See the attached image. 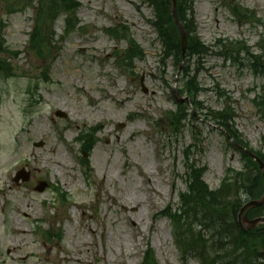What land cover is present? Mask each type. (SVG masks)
<instances>
[{
  "label": "rangeland",
  "instance_id": "1",
  "mask_svg": "<svg viewBox=\"0 0 264 264\" xmlns=\"http://www.w3.org/2000/svg\"><path fill=\"white\" fill-rule=\"evenodd\" d=\"M76 2L75 31L56 19L45 61L30 44L38 0H0V58L12 71L0 73V264H143L148 251L153 264H199L177 251L166 215L187 190V157L211 191L243 169L209 112L229 108L243 142L264 156V0H192L208 53L186 65L198 105L182 96L181 121L171 93L186 77L163 53L146 1ZM127 38L139 51L131 60ZM85 136L88 154L77 142ZM22 168L31 179L15 184Z\"/></svg>",
  "mask_w": 264,
  "mask_h": 264
},
{
  "label": "trees",
  "instance_id": "2",
  "mask_svg": "<svg viewBox=\"0 0 264 264\" xmlns=\"http://www.w3.org/2000/svg\"><path fill=\"white\" fill-rule=\"evenodd\" d=\"M152 10L151 26L157 34L158 42L164 47V54L173 60L176 69H179L182 57L180 50V42L178 32L173 24L169 0H145ZM192 0H177V15L180 22L183 24L188 38L186 49V64L182 68L181 73L186 77V82L179 93L180 96H185L190 99V105L194 110H197L196 94V74L190 76L189 60L196 57L201 58L208 53L207 48L199 43L195 36L194 30V14L192 9ZM76 0H38L36 7L37 24L33 32L30 34L31 50H34L38 57L42 60H47L50 53L53 51L54 33L51 26L56 19L62 15L63 22L67 32H74L77 25L75 14L77 12ZM55 14V16H51ZM73 27V28H72ZM72 28V29H70ZM48 31L52 32L49 34ZM42 33H45L43 36ZM112 35H116L111 32ZM129 44V55L134 51H138L134 47L131 39H127ZM0 46L2 47L1 43ZM0 47V50H1ZM223 50V49H222ZM1 52V51H0ZM139 54V51L137 52ZM231 53V52H230ZM123 54V53H122ZM163 54V55H164ZM163 57H166V56ZM124 63L128 60L120 58ZM0 58V73L6 75L12 71L7 62L1 61ZM253 71L259 73L262 63L259 58H254ZM259 62V64H258ZM197 72V71H196ZM259 106H263L262 117H264V95L258 97ZM255 102V101H254ZM257 100H256V102ZM177 112L175 117L178 120H184L186 110L180 104H177ZM231 112L229 108L224 106L218 112H209V116L214 120L216 127L221 128L228 134L233 141L239 146L249 149L248 145L243 142L238 132L232 123V117L227 113ZM182 114V115H181ZM181 115V117L179 116ZM193 118V114H189ZM229 118H228V117ZM92 138L86 137L83 141L82 148L86 153H90L93 147ZM231 148V145L228 144ZM264 161V156H259ZM242 162L246 164L244 171L236 172L228 169L225 177L221 182L218 190L211 191L203 182L202 176L204 171L194 165L187 166V190L179 195L180 209L175 213L167 211L166 217L171 221L173 227V236L175 244L182 256H190L198 261L199 264H216L215 260L221 264H255L254 256L260 257L264 253V225H261L254 232H245L235 221V216L243 204V199L256 200L259 199L264 192V181L257 165L251 159L241 155ZM248 170L250 172H248ZM244 197V198H243ZM250 218L264 216V205L262 208L251 210L248 214ZM193 226L191 229L190 226ZM200 228L201 230L197 229ZM209 233L208 240H205L203 233ZM229 239V243H221L224 239ZM215 241V242H214ZM217 248L215 252L209 251ZM262 249V252L259 251ZM216 256V257H215ZM144 264H153V257L150 251L145 256Z\"/></svg>",
  "mask_w": 264,
  "mask_h": 264
},
{
  "label": "water",
  "instance_id": "3",
  "mask_svg": "<svg viewBox=\"0 0 264 264\" xmlns=\"http://www.w3.org/2000/svg\"><path fill=\"white\" fill-rule=\"evenodd\" d=\"M171 2V16L174 22V25L176 26L177 30H178V34H179V40H180V45H181V52H182V59H184L185 57V52H186V44H187V33L185 31V29L183 28L182 24L179 22L178 17H177V12H176V0H170ZM173 92V96L174 99L180 103L183 102V100H179L178 97L175 94V90L172 91ZM56 116L58 117H65L62 114L56 113ZM42 143H38L35 144L36 148H40L42 147ZM236 149L241 150L243 153H245L246 156L252 158L255 160V162L258 165V169L261 171L262 176L264 178V163L257 158L255 155H253L250 152H247L241 148H239L238 146L234 145ZM20 173L16 176V178L14 179L15 182H18L19 177H20ZM23 181H27L28 180V176H26L25 178L22 179ZM46 184H42L39 188H37V191L42 192L43 189L45 188ZM264 204V195L262 196V198L258 201H250L248 203H246L241 210L239 211L238 214V222L241 225V227H243L245 225V231H252L255 228H257V226L259 224H264V218H257L254 220H248L247 219V212L253 208H259Z\"/></svg>",
  "mask_w": 264,
  "mask_h": 264
},
{
  "label": "bare ground",
  "instance_id": "4",
  "mask_svg": "<svg viewBox=\"0 0 264 264\" xmlns=\"http://www.w3.org/2000/svg\"><path fill=\"white\" fill-rule=\"evenodd\" d=\"M124 208H126V207H124Z\"/></svg>",
  "mask_w": 264,
  "mask_h": 264
}]
</instances>
